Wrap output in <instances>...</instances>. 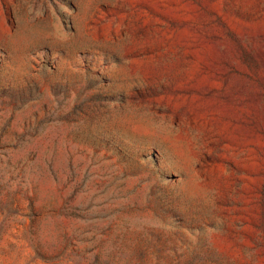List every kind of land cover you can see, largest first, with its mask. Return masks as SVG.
<instances>
[{
  "label": "rangeland",
  "instance_id": "374dc122",
  "mask_svg": "<svg viewBox=\"0 0 264 264\" xmlns=\"http://www.w3.org/2000/svg\"><path fill=\"white\" fill-rule=\"evenodd\" d=\"M0 264H264V0H0Z\"/></svg>",
  "mask_w": 264,
  "mask_h": 264
}]
</instances>
